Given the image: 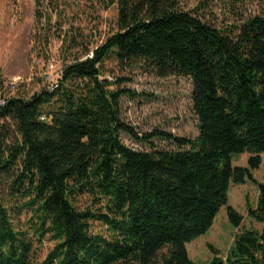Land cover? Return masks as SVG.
Wrapping results in <instances>:
<instances>
[{
    "label": "trees",
    "instance_id": "trees-1",
    "mask_svg": "<svg viewBox=\"0 0 264 264\" xmlns=\"http://www.w3.org/2000/svg\"><path fill=\"white\" fill-rule=\"evenodd\" d=\"M84 1L96 17L117 5L116 31L94 47L77 25ZM213 1L233 21L217 25L181 0H34L40 50L51 59L59 43L62 69L57 87L45 79L1 98L0 264H197L187 244L224 206L241 225L228 192L247 181L259 191L249 217L263 228L237 234L225 257L213 248L209 264H264V178L253 172L264 153V0ZM109 60L122 73L191 78L198 136L139 135L122 116V97L138 94L107 77ZM243 153L248 165H234ZM33 236L54 243L42 261Z\"/></svg>",
    "mask_w": 264,
    "mask_h": 264
},
{
    "label": "rangeland",
    "instance_id": "rangeland-1",
    "mask_svg": "<svg viewBox=\"0 0 264 264\" xmlns=\"http://www.w3.org/2000/svg\"><path fill=\"white\" fill-rule=\"evenodd\" d=\"M208 2L209 5L204 3ZM186 10L211 18L217 25H226L229 21L225 6L213 0H181ZM84 15L77 19V25L84 29L92 46L103 43L105 38L116 31L118 10L114 5L108 10L99 12V17L90 10L86 1L82 3ZM249 5L248 10H255ZM90 10V11H89ZM247 9H244L246 11ZM34 0H0V100L17 95L30 96L43 86L45 79L49 84H57L60 80L62 61L59 58L60 44L55 40L51 45V59L42 53L39 47ZM106 75L128 79L122 87L138 94L122 97V116L132 125L139 135L155 130L172 133L180 137L195 138L199 134L198 117L192 106L193 81L183 76L159 78L140 71L120 72L113 60L106 63ZM122 141L136 150H148V143L140 142L128 134H121ZM152 143L160 148H173L168 141L158 138ZM250 154H235L234 165L247 166ZM261 167L254 170L256 180L264 178V153ZM258 186L247 181L245 184H233L228 192L229 203L243 216L239 227L229 221L227 206L217 215L211 229L187 244L190 258L197 264H209L213 259V248L222 257L227 256L233 246L237 234L244 230L261 231L263 225L249 217V208H255L258 201ZM26 231L34 234L32 223L23 217ZM108 227L100 222L94 223V230L105 232ZM108 232V231H107ZM33 257L39 261L46 258L54 243L48 238L43 241L35 236Z\"/></svg>",
    "mask_w": 264,
    "mask_h": 264
},
{
    "label": "built area",
    "instance_id": "built-area-1",
    "mask_svg": "<svg viewBox=\"0 0 264 264\" xmlns=\"http://www.w3.org/2000/svg\"><path fill=\"white\" fill-rule=\"evenodd\" d=\"M54 86L57 87V84H55ZM54 86H53V87H54ZM0 103H1L2 105L5 104V102H4L3 100H0Z\"/></svg>",
    "mask_w": 264,
    "mask_h": 264
}]
</instances>
